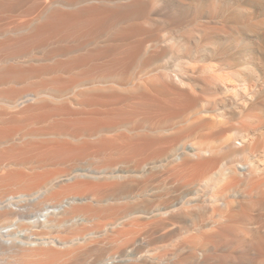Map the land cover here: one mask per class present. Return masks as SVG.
Wrapping results in <instances>:
<instances>
[{"label": "bare ground", "instance_id": "obj_1", "mask_svg": "<svg viewBox=\"0 0 264 264\" xmlns=\"http://www.w3.org/2000/svg\"><path fill=\"white\" fill-rule=\"evenodd\" d=\"M174 4L178 7V0ZM154 9L165 13L171 6L154 0H0V264H209L216 258L211 253L214 239L226 238L225 228L217 230L216 221L206 224L209 231L203 233L201 247L189 256L182 246L169 252L165 244L154 245L155 233L189 220L188 203L194 201L182 192L171 194L172 187L153 186L155 170L162 163H175L174 169L193 174L191 182L201 184L198 175L204 163L188 165L186 154H169L171 139L154 138L135 127L130 134L119 132L132 120L128 108L116 114L113 108H101L102 102L116 103L122 93H103L98 79L117 71L131 55L116 57L117 46L109 43L89 50L81 44L60 47L67 37L93 34L106 25H120L121 34L129 35L134 20L148 23ZM77 92L88 98L77 101ZM147 92L136 102L142 113L167 115L172 110ZM25 154L46 156L36 159V166H27L31 157ZM81 154H92L89 166L84 162L88 167L75 163L65 171L60 166L62 172L36 170ZM16 184L21 185L12 188ZM219 205L228 207L226 201ZM217 216L223 220L225 213ZM142 223L149 225L146 240L135 227ZM166 233L157 236L158 242L168 238Z\"/></svg>", "mask_w": 264, "mask_h": 264}, {"label": "rangeland", "instance_id": "obj_2", "mask_svg": "<svg viewBox=\"0 0 264 264\" xmlns=\"http://www.w3.org/2000/svg\"><path fill=\"white\" fill-rule=\"evenodd\" d=\"M154 1L166 2L171 9L165 13L154 9L148 23L135 19L134 30L129 31V35L121 34L123 27L120 25H106L93 34L67 37L61 41L60 47L70 49L81 47V44L89 50L109 43L120 47L114 51L116 57L130 54L132 59L127 56L116 73H106L98 79L103 93L109 95L118 89L117 95L122 93L116 103L115 100L102 102L101 108H113L115 114L122 107L128 108L133 111L128 117L132 120L119 128V132L130 134V128L135 127L137 132L148 136L171 139L169 154H186L184 159L188 165L196 161L204 163L201 175H198L201 184L191 182L193 174L174 169L175 163L166 166L158 163L160 166L152 176L153 186L181 188L169 190L175 196L187 194L186 199L194 201L188 203L189 220L177 221L155 233L154 245L165 244L164 249L169 252L182 246L183 254L189 256L196 247H201L203 233L209 231L206 224L216 221L217 230L225 228L226 238L215 237L211 253L216 258L209 264H264V0H178V7H175V0ZM90 38L95 39L85 43ZM232 82L237 84L231 85ZM147 91L152 97L158 96L156 99L170 104L173 112H167V115L166 112H153L150 115L137 109V98ZM87 98V94L77 92V101ZM75 107L82 108L81 105ZM119 116L115 115L114 119L119 120ZM191 154L205 155L196 157ZM30 155L25 154V158ZM44 156L33 154L26 159L27 166H36V159ZM80 156L63 158L66 162L54 160L58 162L54 165V161H50L51 164L46 165L48 169L43 166L36 170L58 169L62 172L60 168L65 171L78 163L80 167H88L92 154ZM22 168L30 170L26 164ZM186 181L190 183L186 184ZM221 201H226L228 207L222 208ZM219 212L225 213L223 220L217 216ZM148 226L143 223L135 226L143 240L150 234ZM165 233L168 241L158 242L157 236ZM220 255L228 258L223 259ZM185 264H193V261Z\"/></svg>", "mask_w": 264, "mask_h": 264}]
</instances>
